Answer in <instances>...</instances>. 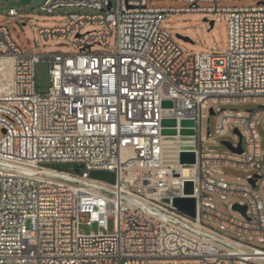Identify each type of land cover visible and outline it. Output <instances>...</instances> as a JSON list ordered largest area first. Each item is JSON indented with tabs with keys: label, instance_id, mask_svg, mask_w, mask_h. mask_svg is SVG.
Listing matches in <instances>:
<instances>
[{
	"label": "built area",
	"instance_id": "built-area-1",
	"mask_svg": "<svg viewBox=\"0 0 264 264\" xmlns=\"http://www.w3.org/2000/svg\"><path fill=\"white\" fill-rule=\"evenodd\" d=\"M177 1L191 5L44 0L40 9L49 13L95 11L70 12L63 26L37 30L42 43L67 41L68 52H23L0 26V264H264V248L227 233L261 227L250 237L264 243V199L256 191L259 182L264 189L256 129L257 121L264 127V0L242 7ZM174 11L226 12L227 49L184 55L161 28ZM6 15L15 20L19 13L10 7ZM113 34L111 51L93 49L109 45ZM38 61L49 64L44 94L35 90ZM246 103L258 106L218 110ZM205 112L207 120L217 118L212 134L209 124L204 128ZM163 119L176 121L175 135L161 133ZM183 120L193 125L182 126ZM234 129L245 141L242 153L205 149L228 136L236 146ZM182 151L194 152L195 163L181 164ZM224 168L247 173L246 183L227 181ZM93 170L114 172L115 182L91 178ZM186 180L193 181L194 216L174 203L186 196ZM210 194L244 200L238 203L249 219L218 210ZM82 225L97 231L86 233Z\"/></svg>",
	"mask_w": 264,
	"mask_h": 264
},
{
	"label": "rangeland",
	"instance_id": "rangeland-1",
	"mask_svg": "<svg viewBox=\"0 0 264 264\" xmlns=\"http://www.w3.org/2000/svg\"><path fill=\"white\" fill-rule=\"evenodd\" d=\"M44 0H0V26H4L8 30V34L14 44L23 52H34V53H49L56 51H73V48L67 41L53 39L47 42H40L37 35V30L44 27H60L63 26L67 21V13L70 12H80V13H95L94 10L89 8H78V7H59L53 12H45L40 9V5ZM112 2L114 0H111ZM261 0H222L217 2L220 7H242V6H254ZM147 4L152 7H170V8H183L190 7V3L177 1V0H147ZM199 6H214V2L199 1L197 3ZM15 8L19 16L15 20H10L6 15L8 8ZM208 17L214 20V25L209 29L208 22L203 19ZM89 28H94L91 26ZM161 28L168 31L176 44L182 49L184 55H190L200 52H211L220 53L227 49V15L226 12H194V11H177L169 12L161 21ZM87 28H84L86 30ZM180 34L183 36H189L192 42L184 41L177 38L175 35ZM115 37L114 34L110 37L109 45L105 47L94 46V50H106L111 51L114 47ZM49 64L46 61H38L34 66V83L35 90L38 93L44 94L50 85L49 77ZM261 102V100H259ZM258 104L246 103L237 105H226L219 106L218 110L221 108H232L242 111L255 109ZM204 128L206 130L209 124V132L213 133L215 124L217 123L216 116H211L207 120V114L204 115ZM256 129L261 138V148L264 150V127L261 121L256 122ZM223 140H228L232 143H236L231 137L218 138V144H207L205 149H215L217 151L225 152L228 148L221 143ZM242 146L245 147V141L242 140ZM52 167L60 170L74 171V165L69 163H53ZM225 174L222 175L227 181L233 183H246L247 173L241 170H235L232 168H224ZM255 172H253L254 174ZM91 178L103 180L109 183L115 182V173L107 170H93L89 173ZM216 178L220 175L214 174ZM237 176L240 180H237ZM256 191L264 199V189L261 187L260 182L256 187ZM211 202L215 207L230 215L235 217H240L239 212L233 210L231 205L235 202H244V200L235 197H226L221 199L217 194H210ZM207 199V198H206ZM87 218V215H84ZM203 224L219 229L216 224L211 221L203 220ZM81 228L88 233L90 230L97 231L95 225L91 227L82 225ZM108 230L111 232L113 230L112 219L108 221ZM231 236L239 238L242 241H249L259 247L264 248V243L258 242L257 238L250 237L247 235L237 236L236 233L232 231H227ZM227 264V263H225Z\"/></svg>",
	"mask_w": 264,
	"mask_h": 264
},
{
	"label": "water",
	"instance_id": "water-1",
	"mask_svg": "<svg viewBox=\"0 0 264 264\" xmlns=\"http://www.w3.org/2000/svg\"><path fill=\"white\" fill-rule=\"evenodd\" d=\"M205 22H208L209 24V29H211L214 25V20H209L208 18H204L203 19ZM177 38L182 39L184 41H188V42H192L191 38L189 36H183L180 34H176L175 35ZM162 106L163 107H170L171 106V101H163L162 102ZM212 113V112H211ZM162 126L164 127V129L162 130V134L164 135H175L176 134V130L173 128L176 125V121L174 119H163L161 122ZM182 126H192L193 125V121L191 120H183L181 122ZM234 132L238 135V142L236 144V146H234L230 141L227 140H223L221 141V143L223 145H225L228 150L232 151V152H236V153H242L243 148H242V136L241 134L238 132L237 129H234ZM180 133L182 135H189V134H193L194 131L192 129H182L180 131ZM179 162L181 164H193L195 163V153L192 151H182L179 155ZM76 171L79 170V167L75 168ZM174 175H178L177 171L174 172ZM255 177H258L257 175H255ZM249 182L254 185L255 184V179L249 180ZM162 194H168L167 191H163L161 192ZM173 193L175 195L179 194V191L177 189H175L173 191ZM183 195H192L194 193V189H193V181L192 180H186L183 183V190H182ZM194 200L193 201H187L184 199H176L174 201L175 205L183 212L187 213L190 216H193L195 213V204H194ZM231 208L237 212H239L244 218L249 219V217L247 216V206L245 204H240L238 202H235L231 205Z\"/></svg>",
	"mask_w": 264,
	"mask_h": 264
},
{
	"label": "bare ground",
	"instance_id": "bare-ground-1",
	"mask_svg": "<svg viewBox=\"0 0 264 264\" xmlns=\"http://www.w3.org/2000/svg\"><path fill=\"white\" fill-rule=\"evenodd\" d=\"M182 172L184 175H187L188 169L186 167H183ZM182 199L187 200V201H193V200H195V196L194 195H186V196H183ZM154 212L159 214V211H157V210H154ZM247 234L249 236H259L261 234V227L247 226V228H240V236L241 235H247ZM240 241H242V240H240Z\"/></svg>",
	"mask_w": 264,
	"mask_h": 264
},
{
	"label": "flooded vegetation",
	"instance_id": "flooded-vegetation-1",
	"mask_svg": "<svg viewBox=\"0 0 264 264\" xmlns=\"http://www.w3.org/2000/svg\"><path fill=\"white\" fill-rule=\"evenodd\" d=\"M206 18H208V17H206ZM209 19V18H208ZM209 20H211V19H209Z\"/></svg>",
	"mask_w": 264,
	"mask_h": 264
}]
</instances>
